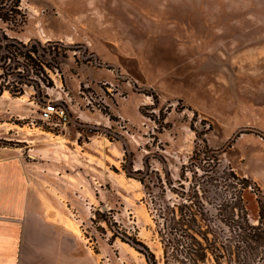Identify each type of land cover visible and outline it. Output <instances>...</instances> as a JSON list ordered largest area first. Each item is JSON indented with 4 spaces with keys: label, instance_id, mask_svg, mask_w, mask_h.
<instances>
[{
    "label": "rangeland",
    "instance_id": "1",
    "mask_svg": "<svg viewBox=\"0 0 264 264\" xmlns=\"http://www.w3.org/2000/svg\"><path fill=\"white\" fill-rule=\"evenodd\" d=\"M22 6L28 23L8 35L41 41L42 59L57 69L47 68L45 82L32 73L21 96H0V159L23 162L31 209L69 231L70 264H148L101 218L161 254L145 189L123 164L178 178L198 140L193 126L225 148L222 167L264 194V0ZM102 32L127 40H101ZM52 101L66 107L68 124L41 119ZM246 199L257 223V195L248 190Z\"/></svg>",
    "mask_w": 264,
    "mask_h": 264
},
{
    "label": "trees",
    "instance_id": "2",
    "mask_svg": "<svg viewBox=\"0 0 264 264\" xmlns=\"http://www.w3.org/2000/svg\"><path fill=\"white\" fill-rule=\"evenodd\" d=\"M28 19L22 0H0V96L6 91L21 96L25 85H32L27 80L32 73L44 81L42 76L49 79L48 67L57 69L42 59L45 55L40 51L41 41L24 42L8 35L6 29L20 32ZM193 129L198 140L178 178L168 171L165 179L149 164L143 169H135L133 162L129 169L123 164L127 175L145 189L160 255L137 233L129 235L117 222L106 218L99 221L107 223L114 238L120 237L143 253L148 264H264L261 187L239 175L231 165L222 167L225 148H213L202 132L194 126ZM125 156L129 157L127 151ZM248 190L257 195V223L251 219Z\"/></svg>",
    "mask_w": 264,
    "mask_h": 264
},
{
    "label": "crops",
    "instance_id": "3",
    "mask_svg": "<svg viewBox=\"0 0 264 264\" xmlns=\"http://www.w3.org/2000/svg\"><path fill=\"white\" fill-rule=\"evenodd\" d=\"M101 36V40H127L116 34L107 38L102 32ZM31 207L23 162L17 157L0 159V264H70L72 248L63 241L69 231Z\"/></svg>",
    "mask_w": 264,
    "mask_h": 264
},
{
    "label": "built area",
    "instance_id": "4",
    "mask_svg": "<svg viewBox=\"0 0 264 264\" xmlns=\"http://www.w3.org/2000/svg\"><path fill=\"white\" fill-rule=\"evenodd\" d=\"M41 119L56 126L66 125L70 121V114L66 107L55 101L49 102L41 112Z\"/></svg>",
    "mask_w": 264,
    "mask_h": 264
},
{
    "label": "bare ground",
    "instance_id": "5",
    "mask_svg": "<svg viewBox=\"0 0 264 264\" xmlns=\"http://www.w3.org/2000/svg\"><path fill=\"white\" fill-rule=\"evenodd\" d=\"M6 93H8V92L6 91Z\"/></svg>",
    "mask_w": 264,
    "mask_h": 264
}]
</instances>
